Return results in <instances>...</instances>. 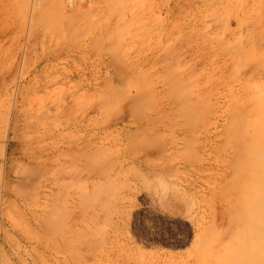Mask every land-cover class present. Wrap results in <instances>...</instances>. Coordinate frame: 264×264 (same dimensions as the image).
<instances>
[{"label":"rangeland","instance_id":"rangeland-1","mask_svg":"<svg viewBox=\"0 0 264 264\" xmlns=\"http://www.w3.org/2000/svg\"><path fill=\"white\" fill-rule=\"evenodd\" d=\"M260 238L264 0H0V264H264Z\"/></svg>","mask_w":264,"mask_h":264},{"label":"bare ground","instance_id":"bare-ground-1","mask_svg":"<svg viewBox=\"0 0 264 264\" xmlns=\"http://www.w3.org/2000/svg\"><path fill=\"white\" fill-rule=\"evenodd\" d=\"M69 127V126H68ZM60 133V132H59ZM68 133V132H67ZM215 134V133H214ZM68 135H69V133H68ZM67 135V136H68ZM70 136V135H69ZM68 136V137H69ZM214 137V136H213ZM61 144L62 145H68L69 146V149L66 151V150H64V156L65 155H68L67 157L68 158H71L72 157V154H73V152L71 151V148H72V146H73V142L71 141V137H69V141H61ZM61 154V153H60ZM260 234L262 235V233L260 232ZM260 242H262V244L263 245H260V244H257V243H252L251 245H249V246H251L250 248H252V249H255L256 251H260V250H262V249H264V241H263V239L262 238H260ZM263 251V250H262Z\"/></svg>","mask_w":264,"mask_h":264}]
</instances>
